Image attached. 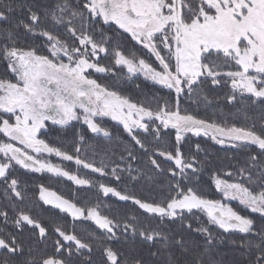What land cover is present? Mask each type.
<instances>
[{
	"label": "snow or ice",
	"instance_id": "snow-or-ice-1",
	"mask_svg": "<svg viewBox=\"0 0 264 264\" xmlns=\"http://www.w3.org/2000/svg\"><path fill=\"white\" fill-rule=\"evenodd\" d=\"M19 10L27 19L14 22V0H0V62L10 74L0 77V184L5 187V198L25 200L26 189L12 174L18 165L66 178L81 188H95L103 197L131 202L142 214L168 221L176 230L152 227L150 221L141 222L134 215L125 214L121 219L119 210L104 214L99 197L90 205L87 193L82 196L77 192L69 198L40 184L39 201L58 210L57 215L70 217V226L50 218L53 251L38 255L36 246L47 245L51 238L49 226L31 214L18 212L12 218L14 228L20 233L29 228L31 236L27 240L13 233L0 236V251L6 254L0 264H219L212 253L223 241L214 235L213 226L224 233L242 234V240L231 241L244 249L242 264H264V118L259 127L256 123L237 127L180 109L182 95L212 103L202 95L205 85L228 88L224 97L228 104L247 100L264 108V0H55L49 4L24 0ZM46 21L62 28L67 38L54 34ZM105 25L115 26L114 31L122 30L147 49L160 70L134 52L126 55L118 45L110 48L113 37L105 35ZM21 29L26 35L44 38L48 54L22 46L18 39ZM95 31H99L98 38ZM110 53L115 67L126 68L132 76L143 73L145 79L173 90L175 104L157 101L153 107L133 102L91 78L90 70L118 78L112 64L100 63V54L107 59ZM105 117L123 126L132 145L123 148L121 162L111 167L104 159L97 164L81 157L84 135H79L71 153L40 138L49 121L61 127L82 121L94 138L102 137L110 144L114 133L103 126ZM169 129L175 130V142L171 148L161 147L159 142ZM188 133L209 136L216 144L233 148L255 146L241 166L224 172L231 180L219 175L214 178L220 199L197 191L203 163L196 154L203 149L197 143L193 150L185 140ZM96 147L87 145L93 155H99ZM109 153L115 155L111 146L103 150L104 156ZM43 154L74 161L78 167L115 181L126 176L129 182L142 178L153 182L151 171L166 174L170 178L166 198L148 201L99 179L82 178L49 162ZM141 154L151 165L149 172L136 164ZM230 201H238L258 217L240 214ZM200 215L206 217V225L198 222L194 226L192 220ZM0 217L8 223L7 210H0ZM86 222L96 230H87ZM79 228L85 229L86 237L78 233ZM137 240L149 246L148 259L132 247ZM97 252L100 259L94 260ZM164 255L167 259L160 260Z\"/></svg>",
	"mask_w": 264,
	"mask_h": 264
},
{
	"label": "trees",
	"instance_id": "trees-1",
	"mask_svg": "<svg viewBox=\"0 0 264 264\" xmlns=\"http://www.w3.org/2000/svg\"><path fill=\"white\" fill-rule=\"evenodd\" d=\"M55 0H41L42 4L54 3ZM24 3V0H14V7L16 11L11 13V17L14 22L19 20H26V16L22 15L19 10V5ZM46 27L53 30L54 34L58 35L61 39L67 38V33L64 32L62 28H56L53 26L51 21H46ZM8 27V25H4ZM99 27V26H98ZM106 36L113 37V41L110 42V48H119L126 54L131 55L133 52L138 58H143L147 63L156 68V63L153 62L152 58L139 46L130 40V38L119 30H113L114 26H102ZM95 37H99V31L94 32ZM19 43L24 46H33L37 49L40 54L47 55L48 45L45 43V39L39 36L33 37L31 35H26L23 29L19 31ZM71 43V41H69ZM100 63L104 66L109 64L113 65V70L119 75L113 77L112 75L107 77H101L99 82L102 85H107L110 88H115L122 95L127 96L133 102H138L142 104H150L155 107L157 101L161 103L167 101L168 104L174 105L176 101V95L173 91H167L157 85L151 84L140 77L130 78L125 73L124 70L118 69L114 66V61L112 60L111 53L108 58L102 57ZM8 74L6 72L4 62H0V77ZM10 75V74H8ZM139 85V87H137ZM229 91L228 88H213L208 85L204 86L202 95H207L212 103H206L202 98H192L190 99L187 95H182L180 98V109L183 113L185 110L189 114L197 116V118L215 121L221 124H227L229 126L237 127H247L252 123H256L259 127V123L262 118H264V108L260 105L251 104L250 101L245 100L244 103L228 104L224 99L225 94ZM195 99V102H194ZM103 126L109 128L110 131L114 133V138L110 144L106 143L104 138H94L86 126L81 125L79 122L72 123L66 127H50L46 132H43L40 138L45 139L46 142L51 145L60 147L64 151L73 152L74 148L78 145L79 135L85 136V144L82 146L80 155L81 157H87L89 160H94L95 163L99 164L101 159L109 164L120 163V155L124 147H131L130 138L128 134L123 131V128L110 121H103ZM150 140V138H149ZM185 140L190 146L199 143L203 151L197 153L196 155L203 163V170L200 173V179L197 186V191L202 192L207 198L220 199L221 195L215 189L214 178L219 175L222 179L232 178L224 175L225 171H235V169L241 166L247 153L249 151H255V146H247V148H233L231 146L221 147L216 144L209 136L205 137H195L190 133L186 134ZM147 142V141H146ZM175 142V130L169 129L168 134L163 136V140L159 142L161 147L171 148L172 144ZM87 145H96L95 151L99 155H93V150L87 148ZM111 146L115 155L109 153L108 156H104L103 150ZM187 151V150H186ZM50 162L53 164H58L64 167L66 170L80 175L82 178L89 179H99L100 182L108 184L110 186L116 187L118 190H125L131 192L133 195L148 201L161 202L166 198L167 185L170 178L166 174L155 173L154 170L150 174L155 176L153 182H149L142 178L136 182H129L127 177H123L121 181H115L111 177H100L97 173H92L82 167H78L74 162L63 161L57 159L56 157L51 158ZM137 166L141 167L145 172H149L151 165L147 161V157L141 154V158L136 162ZM170 166V165H165ZM12 174L18 178L21 182V186L26 189V197L23 202L15 200V198L9 200L5 198L4 192L5 187L0 184V210H7L9 214V221L7 224L3 222V218L0 217V236L6 235L8 233H13L17 235L18 239L27 240L31 236V230L25 228L23 233H20L12 224V218L20 211L31 214L34 218L38 219L42 224L49 226L50 239L47 241V245L39 244L36 247L39 248L38 255H43L45 253H51L53 251L52 239L55 238L52 232L51 220L50 218H55L65 227L70 226L71 218L65 217L64 214H59L58 210L51 209L50 206H44L41 201H39V189L38 186L43 184L46 187L51 188L64 195L65 197H72L74 193L79 192L80 195H85L87 193L88 203L90 205L95 204L99 197V201L102 204V212L107 215H113L117 210H119L120 218L124 219L125 214L127 217L137 216L141 222L150 221L152 227L160 228L165 231L176 230L175 225L170 224L168 221L160 222L157 219H152L147 214H142V210L138 209V206L131 204V202H122L115 197H103L102 194L98 193L97 189H86L81 187H76L71 181L64 178H57L51 174H40L35 173L30 170L15 166ZM15 205V207H13ZM236 210L242 215H249L251 218L256 219L258 214H251L248 210L238 205H232ZM67 221V222H66ZM206 225V217L200 215L198 220L193 219L192 223L195 226L197 223ZM259 220H257V223ZM86 228L89 231L96 230L95 225L91 222H86ZM78 233L82 237H86L87 232L84 228L77 229ZM98 231V230H97ZM214 235L217 236L218 240H222L223 243H217L215 250L212 253L214 260L218 261L219 264H242V253L243 248H240L231 243L232 240L240 241L243 239L242 234L239 233H224L222 229L215 228L213 226ZM196 239L202 241V237L196 235ZM35 240V237H32ZM158 246V245H157ZM138 252H141L145 259H148L147 251L149 246L147 244H142L139 240L132 245ZM178 255V253H177ZM6 254L0 251V260L5 258ZM94 260H99V253H95ZM167 259V256H161L160 260Z\"/></svg>",
	"mask_w": 264,
	"mask_h": 264
},
{
	"label": "rangeland",
	"instance_id": "rangeland-1",
	"mask_svg": "<svg viewBox=\"0 0 264 264\" xmlns=\"http://www.w3.org/2000/svg\"><path fill=\"white\" fill-rule=\"evenodd\" d=\"M106 26V25H105ZM115 27V26H114ZM118 30V29H117ZM119 31H121L122 32V30H119ZM124 34H126V33H124ZM127 36H128V34H126ZM132 42H134V41H132ZM135 43V42H134ZM136 44V43H135ZM137 45V44H136ZM137 46H139L140 48H142V46H140V45H137ZM148 55H149V57H151L152 58V60H153V62H155L156 63V69L157 70H160L159 69V62L155 59V57L147 50V49H144V48H142ZM48 54V53H47ZM100 56H101V58L102 57H104V54H100ZM65 61H66V58H65ZM153 67V66H152ZM118 69H121V68H119V67H117ZM153 68H155V67H153ZM121 70H124V73L128 76V77H130V78H135V77H140V78H142V79H144L145 81H147V82H149V83H151V84H154V85H157V86H159V87H161V88H163V89H165V90H167V91H173V90H169V89H167V88H164L162 85H160V84H158V83H155L154 81H152V80H150V79H145V77H144V75H143V73H137L136 75H134V76H132V75H129L128 73H127V70H126V68H124V69H121ZM90 71H92V77L91 78H93V79H96L97 80V82L98 83H100L99 82V79L101 78V77H107V76H110L111 74H100V73H95L94 72V70H90ZM101 84V83H100ZM174 92V91H173ZM103 121H110V122H112V123H115V124H117V125H119V126H121L122 128H123V126L122 125H120V124H118V122H116V121H112L110 118H108V117H105V118H103ZM72 123H76V121H74V122H72ZM71 123V124H72ZM81 125H84L83 123H82V121H80L79 122ZM47 124H48V127L46 128V129H42L41 130V134L43 133V132H46L50 127H59V128H61V126H59V125H52L51 124V122L49 121V122H47ZM71 124H69V125H71ZM84 126H86V125H84ZM86 128H87V126H86ZM89 132H90V130H88ZM91 133V132H90ZM92 134V133H91ZM191 135H192V133H190ZM94 135V134H93ZM194 136V135H193ZM196 137V136H195ZM199 137H205L204 135H201V136H199ZM17 146H20V145H18L17 144ZM221 147H225V146H230L229 144H225V145H220ZM20 147H22V146H20ZM54 157H56L55 155H48V154H43V158H45L46 160H48L49 162H50V159L51 158H54ZM57 159H61V158H59V157H56ZM62 160V159H61ZM70 162V161H69ZM71 162H74V161H71ZM18 166V165H17ZM86 170H88V171H91L90 169H86ZM36 173V172H35ZM40 174H50V173H47V172H45V173H40ZM52 175V174H51ZM61 178H63V177H61ZM64 179H66V178H64ZM67 180V179H66ZM76 186V185H75ZM76 187H79V186H76ZM220 194V193H219ZM221 195V194H220ZM229 204H230V206L232 207V205H238L239 207L241 206V207H243L242 205H240L239 203H238V201H230V202H228ZM244 208V207H243ZM233 209L234 210H236V208L233 206ZM237 211V210H236ZM238 212H239V210H238ZM240 213V212H239ZM241 214V213H240Z\"/></svg>",
	"mask_w": 264,
	"mask_h": 264
}]
</instances>
